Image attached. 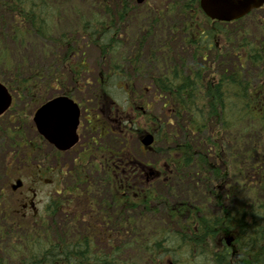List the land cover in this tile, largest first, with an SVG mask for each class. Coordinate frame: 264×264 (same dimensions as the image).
I'll use <instances>...</instances> for the list:
<instances>
[{"label": "trees", "instance_id": "1", "mask_svg": "<svg viewBox=\"0 0 264 264\" xmlns=\"http://www.w3.org/2000/svg\"><path fill=\"white\" fill-rule=\"evenodd\" d=\"M111 5L117 9L102 0H82L86 13L81 14L63 10L66 4L55 0H0V74L10 75L9 81L0 79L32 96L60 81L59 74H71L77 81L88 72L84 47L90 44L105 64V74L97 79L102 87L113 77L132 84L139 74L149 75L172 118L152 128L148 111L143 125L164 143L159 152L175 181L186 182L189 198L173 203L154 189L142 193L136 179L122 188L126 196L120 199L111 188L110 173L103 175L109 198L97 204L112 223L109 232L115 237L107 235L100 247L94 239L99 233L67 232L55 221L66 202L52 197L44 215L18 221L3 204L0 189V264H264V148L259 147L264 134V74L240 72L244 53L248 64L264 71V30L246 41L245 31L230 33L219 22L211 27L210 19L200 24L202 29L196 21L199 0H171L166 16L160 14L143 26L147 32L140 37L141 47L155 25L167 26L165 34L169 27L170 40L178 36L182 48L191 49L195 58L196 67L182 74L186 62L167 43L148 58L136 52L122 56L119 27L134 5L130 0ZM175 15L181 17L180 23L169 21ZM218 36L221 46L210 47ZM30 47L38 51L33 59ZM200 49L225 58L234 55L230 69L235 73L224 69V74H199ZM199 69L204 72L206 67ZM194 70L197 74H192ZM143 95V89L141 95L136 93ZM179 131L185 138H177ZM6 134L15 142V135ZM249 137L252 147L246 150ZM231 167L239 170L233 173ZM248 171L259 178L254 186L248 183ZM84 176L75 171L73 179L88 182L86 190H93ZM233 176H242L244 182L238 184ZM222 185L224 189L217 188ZM197 190L200 199L193 198ZM159 205L165 206V215L148 223ZM140 221L145 224L138 226Z\"/></svg>", "mask_w": 264, "mask_h": 264}, {"label": "rangeland", "instance_id": "2", "mask_svg": "<svg viewBox=\"0 0 264 264\" xmlns=\"http://www.w3.org/2000/svg\"><path fill=\"white\" fill-rule=\"evenodd\" d=\"M58 3H64L66 6L63 8L65 11H72L77 10L79 13L83 14L86 13V9L82 6V0H55ZM104 4L108 5L111 10H115L117 8H114L111 4L116 1V3L119 2V0H102ZM132 5L138 7L135 0H130ZM171 3L170 0H147L146 4L140 5L139 8H137L134 12L128 16L126 19V23H122V27H119L120 30V37L119 41L122 45V50L125 54L132 55L133 53H140V56H144V58H148L151 54L155 53L159 49L165 48L163 45L166 43L168 44V47H170L176 54L180 55L185 61L186 64L189 67H192L194 64L192 52L188 51L189 49H182L181 42L178 36H175L173 39L170 40V29L168 27L167 31L169 34H165V29L167 26H164L161 23H158L154 26L152 37H149L147 41L145 42L143 47H140V37L142 34V26L147 25L150 21H153L157 14H161V16H166L168 10H169V4ZM105 10V9H104ZM201 20H204L205 18H200ZM181 17L180 16H174V18L169 19L170 22H176L180 23ZM264 22V8L263 9H257L244 21H241L239 23H236L232 26H223L225 27L230 33L234 32L235 30H245L246 32L251 33L254 35L259 34L260 32V26ZM181 36V32H180ZM249 36L248 39L251 38ZM84 50L87 54L86 63L88 64V72L80 74L79 82L82 89H84L82 92L77 90L75 82L73 81L71 74H59L61 76V80L58 81V83H52L51 86L43 88L40 93L34 95L33 97L26 94V93H17L15 89H13L16 104L12 108V111H10L6 116L3 118H0V124L2 127H6L9 124L10 117L15 114L18 115L21 112H24L26 115L24 117V120L28 119V123L26 121L22 122V130L26 133L28 136L27 138H35L36 132L34 129H30L29 123H32V126H34L33 118L31 117L37 108V106L46 100L48 98L53 97L55 95H60L63 92H70L71 96L78 101L82 100L84 104H86L87 99L92 98V93H94L97 88V77L100 74H105L104 68L105 64L101 63L100 60V53L99 50L92 44L84 47ZM38 51L34 47L29 48V55L30 58L36 57ZM42 59L45 61V56L42 54L40 50ZM127 56V55H126ZM125 56V57H126ZM211 58V55L208 56V59ZM213 59V57H212ZM146 61V60H145ZM144 61V62H145ZM212 61V60H211ZM236 61L235 56H230L228 58L221 57L218 58V61L215 62V64H218V67L213 66V63H209L206 61H203L202 59H198L199 67L201 65H206L209 69H222V73L224 74V69H229L227 71V74H231L230 72V66L228 63H233ZM219 66V64H221ZM125 67V66H124ZM243 74H256L260 69L252 64H246L244 62L243 64ZM127 70H133L132 68L128 67L126 64L125 67ZM150 68V65L148 64L147 69ZM186 73L183 70L182 74H188L191 72V68H186ZM103 72V73H102ZM149 74V73H147ZM181 74V72H179ZM46 75V74H45ZM0 76L4 79L9 81L10 75L0 74ZM2 80V81H4ZM5 82V81H4ZM133 85L139 93H141V89L146 88L145 95L142 96V98L139 99L137 108L143 107L148 108V111L156 117L158 121V125H160V122L164 120H169L172 118L171 111L164 107V104L162 102V99L158 96L156 93L154 87L152 86L149 75H141L139 74L138 77L133 78ZM96 84V85H95ZM109 87L107 88L108 94L115 100L116 105L118 107L119 104H121L122 108H124L126 117L130 116L129 118H136V121L139 125H137V131L134 134H129V152L136 155L137 159L142 161L144 164L148 163H155L157 165L163 166L164 163H168L165 159V155H162L159 153V149H163L164 143L157 142L154 146L153 150H146L144 147L141 146L140 140L137 138L140 135V131L142 130V125L144 124V121L147 119V116H140L136 113V111L130 110L131 107L130 104L132 102L131 99H133V94L131 93L132 90H134V87L130 84H126L124 79L121 77H113L111 80H109L108 83ZM124 87V89L122 88ZM35 100H33V99ZM172 127V126H170ZM166 129V128H165ZM10 134V133H8ZM134 134V135H133ZM177 138H185L184 133L182 131L177 132ZM195 136H192L191 139H194ZM198 140L201 138L200 136L196 137ZM236 140H240L239 136L235 135ZM6 139L5 133L0 134V189L3 190L4 194L2 195L5 200H3V204L6 205L7 211L9 214L13 217H15L16 220L20 221L19 218L23 217V221H32L28 220L30 217H35L38 215H42L45 212V206L50 202L51 197H61L58 194H54L56 187L58 189L62 188V185L60 184V180L62 177L58 174V172H50L47 173L46 178L48 181L44 179V177L37 181V175L32 173V170H34V165L28 167L24 165V162L27 159H30L26 156V148H23L20 150L18 155H16V152L13 151V148L10 147V145H6ZM261 143L259 144L260 148H264V134L261 135ZM102 140V139H101ZM251 137L247 138L246 141H248L246 150L250 149L251 144ZM103 142L109 141L113 143L112 138H106L102 140ZM116 142V140H115ZM123 142V140H122ZM3 143V144H2ZM117 143V142H116ZM108 144V143H106ZM124 144L122 143V146ZM195 145H199L198 142L195 143ZM113 147H116V145H113ZM258 147L259 150H261ZM261 153V151H259ZM36 154V153H35ZM37 155V154H36ZM55 157L52 159V165L55 164ZM73 157L71 155L66 154L63 159V164L67 165L68 167L72 166ZM33 161H36V157L33 158ZM38 162V161H37ZM159 162H162L159 164ZM12 164V168L10 166ZM235 167H231L230 171L235 173L234 171ZM9 171V173H8ZM61 173H64V170H61ZM90 175V178L93 179V182H95L96 186L94 190H92L90 193H88L85 190V187L87 184H81L79 186L80 190L84 192L83 195H80L79 197L75 195H64L66 199L71 200V205H66L65 208L67 209L66 212H60L58 213L55 218V221H58L60 225H62L63 230L70 232H76L77 230L72 227L73 223L76 224L77 228L84 227V223L80 222L81 219L78 221H75L73 219L75 213L80 212H88V204L90 203L89 200H92L91 202L93 204H97L95 201L100 200L102 197L107 196V193H101L102 192V186L99 185L98 179L100 177V174H95V172L88 171L87 172ZM248 183L249 184H255V182L259 179L258 176L253 173L252 171H248ZM17 177L23 178L24 186L19 192L14 194L11 189V184L15 183V179ZM233 178H235L233 176ZM188 182L191 181L190 178L187 179ZM10 183V184H9ZM63 183L65 185L72 184V178L70 177H63ZM9 186L7 187V185ZM36 188L37 194L35 196V206L36 209H25L23 208V203L25 202V199H28V197L25 196L26 189L28 186L32 185ZM68 188V186H66ZM154 189L158 192H160L167 200L170 202H177L176 200H184L189 198L190 189L187 187L186 182L178 183L175 181L173 174L169 176V179L167 181H157L155 185L153 186ZM173 188L172 190L170 188ZM218 189H224L225 185H222L221 187H217ZM32 193V192H31ZM29 193V195H31ZM200 191L197 190V194L193 198L200 199ZM70 201V202H71ZM88 208V209H87ZM117 208H113V211H116ZM119 210V208H118ZM94 214H97L95 210H93ZM19 215V218H17ZM23 215V216H22ZM165 215V206L159 205V212L155 215V219H148V223L152 224L151 222L158 221L161 216ZM1 216V215H0ZM93 217V216H92ZM80 218V216H79ZM94 218V217H93ZM116 218V216H115ZM114 218V219H115ZM144 222H139L137 224L138 226L144 225ZM99 225V224H98ZM66 226V228H64ZM100 226H103L104 229L108 230V228H112V223L109 222V226L107 224H100ZM89 233L91 231L88 230ZM96 243L102 247V242L104 241L100 237L94 238ZM6 241L5 243H7ZM9 246V245H8Z\"/></svg>", "mask_w": 264, "mask_h": 264}, {"label": "flooded vegetation", "instance_id": "3", "mask_svg": "<svg viewBox=\"0 0 264 264\" xmlns=\"http://www.w3.org/2000/svg\"><path fill=\"white\" fill-rule=\"evenodd\" d=\"M262 7L261 9H263ZM205 33V31H203ZM215 43H211L210 47H214V44L219 46L217 42V38L215 37ZM221 44V43H220ZM201 52H204V49H200ZM202 66H200L201 68ZM205 67V65H204ZM213 74H222L221 71L211 70ZM199 74H211L207 73L205 70L202 72L199 69ZM243 73V72H241ZM192 74H197L195 71ZM258 74H264V72H259ZM79 91H83L82 88H77ZM69 92H63L61 94L68 95L72 97ZM92 94V93H91ZM73 98V97H72ZM33 99V98H32ZM75 99V98H74ZM35 100V99H33ZM80 105L81 112H80V124L78 127V134H79V141L69 150L62 151L58 149L55 145L50 143L44 136H42L38 130L36 131L35 127L32 126V123H29L30 129H34L36 132L35 138H29L30 140L25 143V146H34V151L40 152L43 155V161H40L38 166H34L35 172L34 174H38L37 181H40L43 177L46 181V175L50 172H60V170L65 169L66 171L60 175L61 180L60 184L64 185L63 177H68V174H72L73 170L76 169L79 172L84 173L87 170L86 165L95 158V161L92 163L91 171L94 172H106L112 173V186L113 189L119 188V197L122 199V181L124 184H130L132 174H135V179H140L142 184L148 187H153L157 181L160 179L167 180L169 178L168 173L165 172L164 169H158L153 167L150 163L144 164L142 161L128 158L126 156H122V123L123 118L125 117L122 114V107L119 109H111V103L105 96H92L91 99H87L86 104L82 102V100L78 101L75 99ZM46 102V101H44ZM44 102H41L37 108L35 109L34 113L31 114L34 120V114L36 113L38 107L43 105ZM15 115V114H14ZM11 116V118L14 117ZM26 116V115H25ZM26 121V120H25ZM28 123V119L26 121ZM95 126L97 128L98 136L93 134L95 131ZM112 130L114 133L119 135V147L117 150L111 151L112 148L103 142L102 140L108 137V133ZM24 139L28 137L25 132ZM96 137V138H95ZM102 139L101 141H99ZM68 154L73 157L72 166L68 167L64 165L63 159L64 156ZM55 157V164L52 165V159ZM35 165V163L32 162ZM76 165V167H75ZM122 173L124 177L122 178ZM18 179V178H17ZM23 184L18 189L13 188V193L16 194L23 188ZM74 187L75 186V195L79 197L82 193H79V186L80 184H69L65 185ZM32 192V193H31ZM31 193V195H29ZM61 194L63 193L61 190H55L54 194ZM37 194L36 188L32 185L28 186L26 189L25 196L28 199H25L23 203V207L26 209H36L35 206V196ZM65 194V193H64ZM52 199V197H51ZM51 201V200H50ZM47 206V205H46ZM45 206V207H46ZM66 211V210H65Z\"/></svg>", "mask_w": 264, "mask_h": 264}, {"label": "water", "instance_id": "4", "mask_svg": "<svg viewBox=\"0 0 264 264\" xmlns=\"http://www.w3.org/2000/svg\"><path fill=\"white\" fill-rule=\"evenodd\" d=\"M144 1L138 0L139 3ZM263 4L264 0H201V7L209 17L223 21L239 19ZM11 103L12 96L8 88L0 82V114L9 108ZM74 106L73 102L57 98L43 107L45 111L39 124L40 131L58 147H69L74 139L77 123ZM70 125H73V129L68 133ZM63 137L67 139L62 141ZM153 141L152 134L146 135L142 140L146 146L151 145Z\"/></svg>", "mask_w": 264, "mask_h": 264}, {"label": "bare ground", "instance_id": "5", "mask_svg": "<svg viewBox=\"0 0 264 264\" xmlns=\"http://www.w3.org/2000/svg\"><path fill=\"white\" fill-rule=\"evenodd\" d=\"M217 234V233H216ZM231 236V235H230ZM234 239V238H233ZM231 240H232V237H231ZM231 244V243H230ZM182 260V259H181ZM170 264H172V263H170Z\"/></svg>", "mask_w": 264, "mask_h": 264}]
</instances>
